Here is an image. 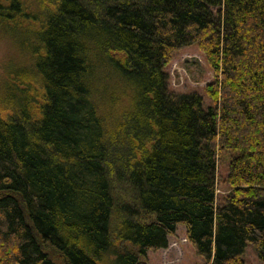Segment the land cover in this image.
I'll use <instances>...</instances> for the list:
<instances>
[{"label": "trees", "instance_id": "trees-1", "mask_svg": "<svg viewBox=\"0 0 264 264\" xmlns=\"http://www.w3.org/2000/svg\"><path fill=\"white\" fill-rule=\"evenodd\" d=\"M40 2L0 0L33 59L0 89V264H148L179 225L203 264H246L248 244L264 264V0ZM191 45L207 107L169 89Z\"/></svg>", "mask_w": 264, "mask_h": 264}, {"label": "rangeland", "instance_id": "rangeland-1", "mask_svg": "<svg viewBox=\"0 0 264 264\" xmlns=\"http://www.w3.org/2000/svg\"><path fill=\"white\" fill-rule=\"evenodd\" d=\"M40 1L42 0H23L30 11L38 12L40 15ZM45 1V0H44ZM49 4V3H46ZM27 46L22 44L16 36L5 34L0 31V89L5 82L10 81L15 71L22 70L29 74L33 59L28 53ZM168 75V85L170 91L175 94L197 93L203 99L204 106L210 104L206 97L205 87L213 80V71L209 67L205 55L196 45L181 47L173 52L169 62L165 67ZM23 74V73H22ZM106 84H110L107 81ZM108 88H106L107 90ZM102 99H106L103 96ZM105 101H103L104 103ZM218 183L216 185L217 198H221L227 193L229 187L225 182L227 176L226 161L222 160L217 168ZM128 190V189H127ZM123 185L114 190L116 207L114 208L111 219L112 231V252L118 253L123 250L124 245L116 240V233L119 228V214L123 205H133V199ZM146 258L148 264H203L202 258L198 257L187 242L186 230L182 225L177 226L174 235L168 237V245L164 249L147 251ZM112 256L104 260L103 264H112ZM242 260L246 264H261L255 250L251 245H247L242 255Z\"/></svg>", "mask_w": 264, "mask_h": 264}]
</instances>
